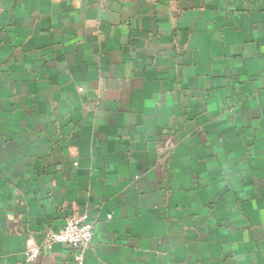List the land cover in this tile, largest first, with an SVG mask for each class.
<instances>
[{"label":"crops","instance_id":"crops-1","mask_svg":"<svg viewBox=\"0 0 264 264\" xmlns=\"http://www.w3.org/2000/svg\"><path fill=\"white\" fill-rule=\"evenodd\" d=\"M72 216L84 264H264V0H0V264Z\"/></svg>","mask_w":264,"mask_h":264},{"label":"built area","instance_id":"built-area-1","mask_svg":"<svg viewBox=\"0 0 264 264\" xmlns=\"http://www.w3.org/2000/svg\"><path fill=\"white\" fill-rule=\"evenodd\" d=\"M93 237L94 227L86 217L72 216L60 231L48 233L40 246L29 247L25 254L26 262H35L43 252L56 246H66L73 251L74 263L84 264L85 253L91 247Z\"/></svg>","mask_w":264,"mask_h":264}]
</instances>
